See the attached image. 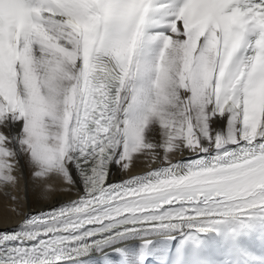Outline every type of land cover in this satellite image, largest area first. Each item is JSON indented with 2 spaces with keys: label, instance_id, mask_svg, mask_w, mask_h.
Wrapping results in <instances>:
<instances>
[{
  "label": "snow or ice",
  "instance_id": "1",
  "mask_svg": "<svg viewBox=\"0 0 264 264\" xmlns=\"http://www.w3.org/2000/svg\"><path fill=\"white\" fill-rule=\"evenodd\" d=\"M25 166L75 198L0 264H264V0H0L13 201Z\"/></svg>",
  "mask_w": 264,
  "mask_h": 264
},
{
  "label": "bare ground",
  "instance_id": "2",
  "mask_svg": "<svg viewBox=\"0 0 264 264\" xmlns=\"http://www.w3.org/2000/svg\"><path fill=\"white\" fill-rule=\"evenodd\" d=\"M152 167H155V165ZM147 169V167L137 166L130 169L126 174H120L116 168H113V172L116 173L114 177H125ZM15 174L19 178V184L16 188L9 189V192L17 197L18 202L13 201L10 196L4 195L3 190H0V229L16 224L28 212L38 211L75 197L74 193L64 191L67 188L66 185L56 180H53L52 183L57 190L52 193H46L43 182L34 181L27 166L19 168Z\"/></svg>",
  "mask_w": 264,
  "mask_h": 264
}]
</instances>
